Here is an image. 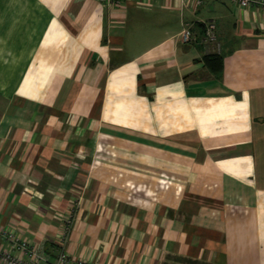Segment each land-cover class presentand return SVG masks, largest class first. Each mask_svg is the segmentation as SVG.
<instances>
[{
    "label": "crops",
    "instance_id": "obj_1",
    "mask_svg": "<svg viewBox=\"0 0 264 264\" xmlns=\"http://www.w3.org/2000/svg\"><path fill=\"white\" fill-rule=\"evenodd\" d=\"M0 227L51 260L264 264V9L0 0Z\"/></svg>",
    "mask_w": 264,
    "mask_h": 264
},
{
    "label": "built area",
    "instance_id": "obj_2",
    "mask_svg": "<svg viewBox=\"0 0 264 264\" xmlns=\"http://www.w3.org/2000/svg\"><path fill=\"white\" fill-rule=\"evenodd\" d=\"M114 1V0H106ZM201 0H199L200 2ZM240 7L259 6L264 9V0H231ZM216 25L214 21H208L204 27V37L208 41H213L216 38ZM193 38V33L189 27L182 31V39L190 41ZM70 220L64 223L65 231H68ZM63 238L60 239V245L63 243ZM0 264H101L95 260H90L83 257H76L61 248L54 257L50 259L48 255L42 251L37 245L30 240L21 237L18 233L12 230H6L0 227Z\"/></svg>",
    "mask_w": 264,
    "mask_h": 264
},
{
    "label": "trees",
    "instance_id": "obj_3",
    "mask_svg": "<svg viewBox=\"0 0 264 264\" xmlns=\"http://www.w3.org/2000/svg\"><path fill=\"white\" fill-rule=\"evenodd\" d=\"M220 59L216 56V57H213V56H206L205 57V61L207 63H210L211 67L214 69V70H218L220 68V64L218 66V64H214V62H217L219 61Z\"/></svg>",
    "mask_w": 264,
    "mask_h": 264
}]
</instances>
